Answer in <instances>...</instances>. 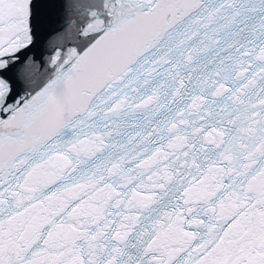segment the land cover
<instances>
[{
    "label": "snow or ice",
    "instance_id": "6c2138e0",
    "mask_svg": "<svg viewBox=\"0 0 264 264\" xmlns=\"http://www.w3.org/2000/svg\"><path fill=\"white\" fill-rule=\"evenodd\" d=\"M0 264H264V0H0Z\"/></svg>",
    "mask_w": 264,
    "mask_h": 264
}]
</instances>
